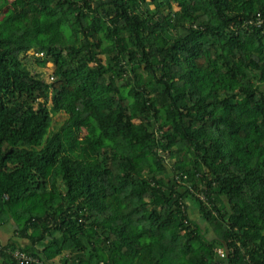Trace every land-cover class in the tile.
Returning <instances> with one entry per match:
<instances>
[{
    "label": "trees",
    "instance_id": "trees-1",
    "mask_svg": "<svg viewBox=\"0 0 264 264\" xmlns=\"http://www.w3.org/2000/svg\"><path fill=\"white\" fill-rule=\"evenodd\" d=\"M1 228L0 264H264V0H0Z\"/></svg>",
    "mask_w": 264,
    "mask_h": 264
},
{
    "label": "rangeland",
    "instance_id": "rangeland-1",
    "mask_svg": "<svg viewBox=\"0 0 264 264\" xmlns=\"http://www.w3.org/2000/svg\"><path fill=\"white\" fill-rule=\"evenodd\" d=\"M29 69L31 70V72L33 73L34 71H38V72H42V77H44L45 79L47 78V76L49 75V72L47 69L50 68L49 65H47V68L45 70H41V69H38L34 63H31V64H28ZM65 119V116L64 114L62 115H57L54 117V121H53V126H56L58 125L59 123H61L63 120ZM188 180V177H185L182 181H181V184H184L186 181ZM201 225V228L204 229V225L203 224H200ZM8 230V229H7Z\"/></svg>",
    "mask_w": 264,
    "mask_h": 264
},
{
    "label": "built area",
    "instance_id": "built-area-1",
    "mask_svg": "<svg viewBox=\"0 0 264 264\" xmlns=\"http://www.w3.org/2000/svg\"><path fill=\"white\" fill-rule=\"evenodd\" d=\"M261 25V21H258L256 23V26H260ZM201 198L203 199L204 197L201 196ZM218 254L220 255V257H224V252L223 251H218ZM13 258L18 262V264H40L38 262V260L33 259L31 257H29L28 255H25L21 252H15L13 254Z\"/></svg>",
    "mask_w": 264,
    "mask_h": 264
},
{
    "label": "crops",
    "instance_id": "crops-1",
    "mask_svg": "<svg viewBox=\"0 0 264 264\" xmlns=\"http://www.w3.org/2000/svg\"><path fill=\"white\" fill-rule=\"evenodd\" d=\"M7 233H8V232H7L6 229H4V228H1V229H0V242H1V243H5V242H7V240L9 239V236H8Z\"/></svg>",
    "mask_w": 264,
    "mask_h": 264
},
{
    "label": "clouds",
    "instance_id": "clouds-1",
    "mask_svg": "<svg viewBox=\"0 0 264 264\" xmlns=\"http://www.w3.org/2000/svg\"><path fill=\"white\" fill-rule=\"evenodd\" d=\"M218 251H222V250H218ZM218 251H217V253H218Z\"/></svg>",
    "mask_w": 264,
    "mask_h": 264
}]
</instances>
